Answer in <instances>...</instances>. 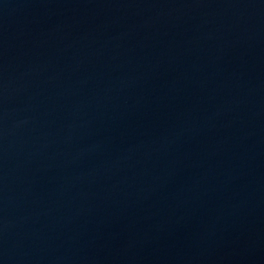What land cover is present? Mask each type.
Returning <instances> with one entry per match:
<instances>
[{"label": "water", "instance_id": "95a60500", "mask_svg": "<svg viewBox=\"0 0 264 264\" xmlns=\"http://www.w3.org/2000/svg\"><path fill=\"white\" fill-rule=\"evenodd\" d=\"M0 264H264V0H0Z\"/></svg>", "mask_w": 264, "mask_h": 264}]
</instances>
